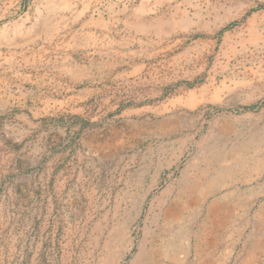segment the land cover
I'll return each instance as SVG.
<instances>
[{
  "label": "rangeland",
  "instance_id": "1",
  "mask_svg": "<svg viewBox=\"0 0 264 264\" xmlns=\"http://www.w3.org/2000/svg\"><path fill=\"white\" fill-rule=\"evenodd\" d=\"M242 22L212 44L110 35L77 55L102 82L27 119L1 46L0 264H264V12Z\"/></svg>",
  "mask_w": 264,
  "mask_h": 264
},
{
  "label": "crops",
  "instance_id": "2",
  "mask_svg": "<svg viewBox=\"0 0 264 264\" xmlns=\"http://www.w3.org/2000/svg\"><path fill=\"white\" fill-rule=\"evenodd\" d=\"M261 1L34 0L21 13H0V47L23 54L21 68L27 69L25 83L30 84L13 97L12 109L25 119L34 114L53 116L59 102L75 95L70 85L101 83L93 73L91 55L84 59L77 55L92 53L110 35L137 37L136 43H150V36H191L195 44H212L222 18L242 20L239 33H246L252 15L264 12L261 6L253 7ZM35 92L37 104L28 97ZM254 257L248 255L249 264Z\"/></svg>",
  "mask_w": 264,
  "mask_h": 264
},
{
  "label": "bare ground",
  "instance_id": "3",
  "mask_svg": "<svg viewBox=\"0 0 264 264\" xmlns=\"http://www.w3.org/2000/svg\"><path fill=\"white\" fill-rule=\"evenodd\" d=\"M251 142V141H250ZM237 145V144H236ZM243 146V145H242ZM260 164H262V163H260ZM245 171V170H244ZM189 176V175H188ZM212 178V177H211ZM223 194V193H222ZM176 199V198H175ZM240 199V198H239ZM191 201V200H190ZM173 202V201H172ZM195 210V209H194ZM129 217V216H128ZM203 226V225H202ZM185 238V237H184ZM161 242V241H160ZM123 248H124V246H123ZM192 252V251H191ZM193 260V259H192Z\"/></svg>",
  "mask_w": 264,
  "mask_h": 264
}]
</instances>
